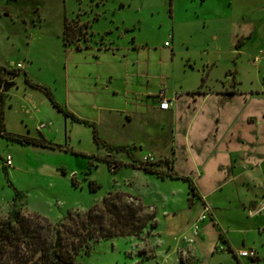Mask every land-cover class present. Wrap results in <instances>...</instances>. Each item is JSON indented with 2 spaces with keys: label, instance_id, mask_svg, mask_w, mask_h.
<instances>
[{
  "label": "rangeland",
  "instance_id": "374dc122",
  "mask_svg": "<svg viewBox=\"0 0 264 264\" xmlns=\"http://www.w3.org/2000/svg\"><path fill=\"white\" fill-rule=\"evenodd\" d=\"M65 23L86 27L75 42L78 50L62 45ZM239 38L243 42L237 50ZM106 42L113 51L101 53ZM0 67L2 81L11 83L6 92L0 88L3 129L53 145L21 144L0 136V218L14 203L22 213L55 225L108 194L141 200L147 193L152 198L154 184L146 187L130 164L156 152L158 144L167 145L172 131L175 137L180 134L183 99L176 101L178 111L168 119L143 115L128 123L119 113L124 100L110 89L153 93L158 86L171 98L173 92L196 89L203 78L209 88L230 87L233 79L239 91L264 90V0H0ZM108 73L114 80L104 90ZM29 83L47 89L62 108L93 123L99 145L91 127L64 118L46 93ZM261 107L256 101L245 112ZM105 139L137 140L141 150L126 147L127 155L107 143L105 149ZM105 157L117 166L108 167L101 160ZM6 158L11 166L1 167ZM178 166L187 169L182 159ZM88 182L97 188L89 191ZM235 203L218 213L217 223L235 253L249 246L257 250V263L240 259V264H264V212L245 219ZM191 223L183 212L168 219L158 215L155 227L139 237L89 243L75 263L178 264L180 256L192 264H239L232 252H216L217 247L211 254L216 229L207 223L201 243L190 235Z\"/></svg>",
  "mask_w": 264,
  "mask_h": 264
},
{
  "label": "crops",
  "instance_id": "0c3cea01",
  "mask_svg": "<svg viewBox=\"0 0 264 264\" xmlns=\"http://www.w3.org/2000/svg\"><path fill=\"white\" fill-rule=\"evenodd\" d=\"M106 43V49H101V53L113 51L108 48L112 47L110 43ZM110 55L114 56L112 53ZM112 63L110 62L111 65ZM103 80L105 85L101 89L108 90L114 80L112 74H106ZM204 81L196 89L173 92L171 98L166 92L165 96L170 101L167 110L158 108V86L153 93L115 89H110V93L124 100L125 107L119 113L128 123L143 115L168 119L178 111L175 107L176 101L183 99V122L178 137H175L172 131V139L168 140L167 145L158 144L160 151L156 147V152L151 150L142 156L151 155L155 162L160 160L161 165L167 161L177 175L187 177L191 181L194 197L189 204L188 187L181 180H162L135 168L134 174L143 177L146 187L154 184L151 190L153 197L146 193L142 197L139 195L141 200H138L141 204L153 208L155 217L161 215L168 219L176 217L178 212L185 213L187 221L192 222L189 227L190 235L194 222L207 206V223L213 230H217H214L213 241L209 247L211 254L218 247L216 252L223 249L235 256L231 242L223 235L217 223V215L234 205V202L239 206L240 214L244 218H254L259 212H264V99L260 98V95H264V90L239 91L235 84L237 82L233 79L230 87L220 86L217 89L206 87ZM197 90L199 92L194 93ZM256 101L261 103V109L258 112L246 113L249 104ZM138 107L143 109L140 113L137 111ZM123 123L122 120V127L126 125ZM106 143L116 147H138L141 150V143L137 140L132 143H113L105 139ZM142 156L135 159L140 160ZM180 159L186 163V170L178 166ZM259 208L262 209L256 213ZM206 221L198 223L196 237L198 236L201 243L206 238ZM248 248L253 247L246 249ZM253 249L257 257L250 261L257 263L260 256L257 250ZM236 259L240 264V259Z\"/></svg>",
  "mask_w": 264,
  "mask_h": 264
},
{
  "label": "trees",
  "instance_id": "16d2710c",
  "mask_svg": "<svg viewBox=\"0 0 264 264\" xmlns=\"http://www.w3.org/2000/svg\"><path fill=\"white\" fill-rule=\"evenodd\" d=\"M85 25L65 23L62 32V45L67 47L85 34ZM243 42L237 39L235 49H239ZM3 69L0 67V88L4 83L1 79ZM201 78V82H203ZM37 89L46 93L53 107L66 119L74 123L91 127L92 138L95 145L100 141L97 137L96 128L93 123L81 120L71 112L58 105L47 89L33 83H29ZM237 84V83H235ZM199 90L194 93H198ZM0 94V101H1ZM0 136L21 144H34L51 147L44 139H33L26 136L6 132L0 124ZM101 145L108 149L109 146L103 142ZM113 150L125 152L129 155L126 147H114ZM109 167H116L110 158H101ZM116 165V166H115ZM133 168L142 170L144 173L155 175L159 179H176L185 182L188 187L187 201L190 204L194 197L191 181L187 177L177 175L167 161L163 164L159 161L153 163H131ZM75 186L74 180L71 179ZM96 185L88 182L89 191H94ZM155 227V213L153 208L144 206L132 196L126 194H108L99 204L93 205L83 213L68 214L66 219L51 225L45 219L34 214H24L14 203L7 211L5 217L0 218V264H76L75 257L79 251L85 252L89 249V243L100 240L136 236L139 237L146 229ZM178 264H192L178 257Z\"/></svg>",
  "mask_w": 264,
  "mask_h": 264
},
{
  "label": "built area",
  "instance_id": "2783aa9c",
  "mask_svg": "<svg viewBox=\"0 0 264 264\" xmlns=\"http://www.w3.org/2000/svg\"><path fill=\"white\" fill-rule=\"evenodd\" d=\"M164 46H167L166 42L164 43ZM165 95H166V91L164 90V88H160L157 93L158 108L160 110H167L170 105V101L166 98ZM141 162L153 163L154 158L151 155H145L141 159ZM10 166H11V162L9 158H6V160L3 161V163L1 164V167H10ZM261 209L262 208L257 209L256 213L259 212ZM208 214H209V209L207 206H205L203 208L202 213L197 217L196 221L194 222L191 232L192 236L197 235L198 223L202 222L208 216ZM235 257L238 259H248L254 261L257 257V254L253 248H248V249L239 250L237 253H235Z\"/></svg>",
  "mask_w": 264,
  "mask_h": 264
},
{
  "label": "water",
  "instance_id": "95a60500",
  "mask_svg": "<svg viewBox=\"0 0 264 264\" xmlns=\"http://www.w3.org/2000/svg\"><path fill=\"white\" fill-rule=\"evenodd\" d=\"M10 87H11V83L5 82L1 85V90L2 92H6ZM227 96H231V95H227Z\"/></svg>",
  "mask_w": 264,
  "mask_h": 264
}]
</instances>
